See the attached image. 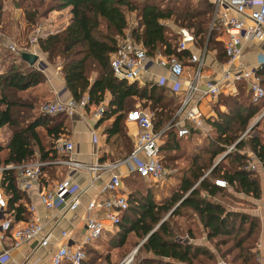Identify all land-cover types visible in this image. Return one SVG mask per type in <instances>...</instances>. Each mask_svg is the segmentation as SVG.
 Segmentation results:
<instances>
[{"label": "trees", "instance_id": "trees-1", "mask_svg": "<svg viewBox=\"0 0 264 264\" xmlns=\"http://www.w3.org/2000/svg\"><path fill=\"white\" fill-rule=\"evenodd\" d=\"M9 1L12 8L22 10L27 26L35 24L34 29L40 27L37 20L45 18L51 11L70 7L71 17L64 27L54 31L40 30L37 48L47 65L58 61L69 97L78 100L86 95L89 104L100 105L104 94H109L98 118L102 121L113 116L104 129L107 140L118 134L122 139L120 143L124 145L123 120L131 111L148 108L152 112V129L160 132L158 155L162 166L166 167L165 164L178 155L189 159L187 165L176 169L175 190L161 204L154 202L150 191L143 193V188L135 185L138 179L142 180L136 173L121 177V181L128 177L133 188L127 190V206L119 214L115 242L116 246H121L128 234L134 236L137 249L131 264H215V257L206 247L178 237L184 234L194 237L189 224L178 221H190L192 214L195 215L194 224L196 222L204 230L206 239L219 257H228L233 264H255L251 249L258 230L256 216L229 210L210 198L227 194L224 188L213 183L216 178L224 180L227 187L235 192L260 196L257 175L243 169V165L247 158L246 149L260 161L264 172L261 121L257 120L249 128L250 121L263 107L264 96L253 103L249 95L248 101L241 97L242 90L236 96L217 94L216 116L206 119L210 132L207 146L201 151V146L190 143L196 130L186 127L184 135L177 133L174 115L181 100L168 95L176 93L157 82L117 79L109 66L111 53L125 37L139 44L148 58L157 54L174 56L185 66L190 51L188 48L177 50V31L180 28L191 32L193 43L190 47L214 49L217 55L224 56L222 60L225 61L218 33L208 30L210 4L205 0ZM7 9L6 0H0V26L3 27L8 21ZM131 13L136 21L129 27L127 16ZM3 40L4 34L0 30V63L4 66L0 68V127L6 125L10 130L7 144L0 146V166L23 164L34 157L41 162L51 161L57 157L54 141L66 134L64 114L48 115L34 111L42 97L33 93L32 88L43 82L44 71L24 61L17 49L12 51L14 54L3 49ZM256 74L264 89V64ZM218 105H224L225 111H220ZM260 118L264 119V114ZM253 129L256 130L255 135H251ZM244 132V138L239 139ZM127 146L120 153V160L132 151L131 142L128 141ZM229 146L232 149L226 151ZM220 154L225 155L213 165ZM51 165L54 164L42 165L41 171ZM0 186L6 197V212L13 214L15 220L26 219L25 208L20 203L22 194L17 189L16 169L7 168L1 172Z\"/></svg>", "mask_w": 264, "mask_h": 264}, {"label": "built area", "instance_id": "built-area-1", "mask_svg": "<svg viewBox=\"0 0 264 264\" xmlns=\"http://www.w3.org/2000/svg\"><path fill=\"white\" fill-rule=\"evenodd\" d=\"M210 4V17L208 30H215L218 39L222 43L226 59L221 66L217 79H206L201 85L197 84L200 70L204 60V50L198 54L191 53L189 61L195 64L192 78L185 84V93L177 110L178 135H184L187 129L181 123L183 120L190 121L194 126L200 127L202 120L196 107V100L204 96H216L222 92H228L229 88L237 82H244L250 97V101L256 103L264 96V89L256 74L259 66H245L239 62L243 44L252 39L264 38V0H205ZM40 27L37 26L31 36H38ZM178 33L177 50L187 49L193 43L190 31L180 28ZM10 51H16L15 45L8 44ZM32 53H36L31 51ZM39 61V57L37 58ZM40 63V62H39ZM151 64L164 69L174 85L181 83L184 75V66L174 56L157 55L149 60L144 49L131 41L128 37L123 39L117 49L111 53L109 66L112 74L117 79L126 81H138L147 71ZM262 65V64H261ZM163 84V78L157 81ZM197 94L196 98L193 96ZM193 101V102H192ZM38 110L42 114L54 115L63 113L67 116L79 114L83 118L86 114L98 119L103 111L102 105L89 104L87 96L83 95L75 100L72 97L65 99L54 98L39 103ZM264 113V110H263ZM138 129L134 140L133 149L122 161L114 163H100L96 160L91 164L77 161L73 157V143L58 137L54 141V150L57 157L51 161H33L19 165L0 166V175L4 169L13 168L17 171V180L21 189L38 185L42 175L41 166L46 164L65 165L68 168H84L92 173L91 180L97 179L103 171H110L106 181L100 187L98 193L92 195L84 204H81L83 189L74 182L69 174H65L51 187L38 191V201L43 209H56L60 213L74 212L82 205V215L79 219L82 230L78 235L71 231L60 230L59 238L63 241L58 244L48 255L44 264H80L84 259V246L96 239L104 229V224L115 226L119 220V214L127 206V196L122 192L121 174L111 171L118 164L127 165L129 172L136 173L139 177L150 179L154 182L162 181L167 170L162 166L158 155L160 132L153 131L151 113L144 110L131 111L128 113ZM179 124V125H178ZM96 135L91 134V141L96 143ZM232 147V146H231ZM230 147V148H231ZM229 148V149H230ZM228 149V150H229ZM61 155V157L59 156ZM63 155V156H62ZM247 158L243 169L256 171L260 161L251 152H246ZM213 183L220 188H227L224 180L216 178ZM6 197L0 186V237L8 232L11 238V247L35 240L38 246L44 247L50 244L52 232L45 229L47 219H39L33 214L22 222L14 224L6 215ZM29 212L34 211V206H27ZM76 218V215L72 216ZM133 253V252H132ZM8 250L0 254V262L7 258ZM131 253L124 256L117 264H129ZM217 264H226L218 260Z\"/></svg>", "mask_w": 264, "mask_h": 264}, {"label": "crops", "instance_id": "crops-1", "mask_svg": "<svg viewBox=\"0 0 264 264\" xmlns=\"http://www.w3.org/2000/svg\"><path fill=\"white\" fill-rule=\"evenodd\" d=\"M69 9L70 7L66 6L65 8H62L60 10L52 11L53 14H56V21H59L60 19L63 20V24L58 22L60 28L64 27L70 20L71 14L69 12ZM220 44L222 45L221 41ZM190 46L191 45H189L188 47L190 54H198L199 51L204 50V60L202 68L200 70V77L196 81L197 84L201 85L203 81L208 78L212 80L217 79L220 74L221 66L224 63V61L222 60L224 56L217 55L214 49L205 50V48L202 47L199 50ZM239 62L245 66L254 67L260 65L261 67V64H264V38L252 39L245 42L242 47ZM33 65L37 69L44 71L45 75V79L43 80V82L37 84L32 88L33 93L41 95V100L54 98L65 99L70 96L64 86L63 77L59 71V67H56L54 71H50L49 65H47L44 59L40 57L39 61L36 60ZM0 66L1 69L4 68L1 63ZM194 66L195 64L193 62L187 60V64L184 66L186 67V69H184V75L181 78V83L179 85H174L170 81L164 69L151 64L147 67V71L142 75V77L145 78L143 81H147V79L150 78L154 80V82H157L159 79L163 78V84L168 90H172L174 93H176L175 95L179 96L178 99L180 101L185 93V84H187V82H189L192 78ZM240 90H242L241 97L245 99V101H248V90L245 84H242L241 82L235 83L232 87L229 88L228 92H222L221 94L236 96ZM196 97L197 94L193 96V98ZM216 97L217 96H204L196 100V107L200 112V117L202 120V124L200 127L194 126L188 120H183V122L181 123L182 125L178 124L179 126H183L185 128L192 127V129L196 130V132L192 135V138L196 140L195 142H193V144L201 146V151L207 146L210 132V125L206 122V119H212L216 116L214 110V105L217 101ZM108 99L109 94L106 92L104 94L103 101L99 104L102 106H106ZM261 104L263 105V107L260 111L263 112L264 101L261 102ZM218 109L220 111H225L224 105H218ZM143 110L146 111L145 109ZM84 112H86V115L83 118H81L79 114H74L71 116H67L64 114L66 134L62 136L64 139L73 143L74 159L85 164H91L95 160L100 163H114L122 161L123 159L120 160L119 157L120 153H123V151L127 149L128 141L131 142L132 145L134 144V140L138 132L134 121L130 117H128V114L123 120L126 135V139H124L126 142L124 144L126 145V148H124V145L120 143L122 139L118 134H114L111 137H108L107 140V136L104 133V129L109 126L113 116L101 121V119L98 120L90 117V115L88 116L87 110ZM253 118H255V116ZM186 123L188 124V126L186 125ZM262 130L264 131V129ZM92 133L96 135V143H93L91 141ZM251 135H255V133L251 132ZM9 137L10 130L8 129V127L6 125L0 127V146L4 147L7 144ZM244 152L248 153L250 151L244 149ZM59 157H61V155ZM215 163L216 161H214V164ZM166 170L167 174L165 178L160 182H154L150 179L142 178V180L147 182V191H150L152 193L153 200L156 204H161L162 202H164V200L170 196L171 192L175 190L174 188L177 184V178L176 176H174L175 171L169 169ZM111 171L121 174L122 177L127 176L130 173L127 169V165L124 163L118 164ZM109 172L110 171H103L97 179L92 181V173L89 170H86L84 168L71 169L65 165L54 164L51 165L50 168L42 170L40 182L37 186L31 185L28 188L21 189L17 180V189H19L22 194L20 203H22L25 208L26 219L15 220L13 214L6 212L7 217L11 221V226L14 224L21 225L22 222L27 220L31 214L38 217L39 219H47L48 223L45 229L48 228L51 230L52 242L44 247H41L38 246L35 240H31L23 242L16 247H11V238L9 237V233L7 232L4 237H0V254L4 250H8V255L6 260L4 262H0V264H44L48 259L50 251H52L58 244L63 242L59 238L60 230L71 231V233L74 232L75 235H78L82 230L83 226L79 219V216L82 215V205L74 212L66 211L64 213H60L56 209H43L38 201V191L51 187L62 176H64L65 174H69L72 180L83 189L81 195V204H84L88 198L98 193L100 187L106 181ZM254 172L258 177L261 190L259 197H252L250 195L243 194L245 196V199H241L239 197H236L237 195H233L235 191L227 187L224 189L227 194H224L222 196L227 197L230 200H235L236 204H223L220 201L218 202L222 203L225 208L229 210L246 212L252 214L253 216H256V218L258 219V230L251 250L254 254L255 264H264V172L261 168V165ZM124 193L127 196V192ZM210 199L215 200V196H212ZM29 204H32L34 206L33 212H29L27 210V206ZM73 215H76V218H73ZM194 218L195 215L192 214L190 221L187 220L186 222L183 219L178 220L181 224H189V226L192 228L193 233L195 234L193 238H190L189 236L184 234L182 236H178L179 239L183 241L186 240L187 242H190L194 245H202L206 247L210 252H212L215 259H217V256L219 257L218 253L216 252L211 242L206 239L204 230L200 227V225H198L196 222L194 224ZM104 225L105 226L101 234L92 242L84 246L85 257L80 262V264H117L124 256L129 254V251H133V249L137 246L134 245V236L131 233L127 235L123 245L116 246L117 242L110 244L111 241H113L112 238L115 237V234L119 230V226L118 224L115 226H109L107 223H105ZM102 252H104V254L101 257L100 255L102 254ZM95 253H97V255L99 254L101 258L98 256V261L94 263L92 255ZM120 253H122V257L120 256ZM63 264L69 263L64 262Z\"/></svg>", "mask_w": 264, "mask_h": 264}, {"label": "rangeland", "instance_id": "rangeland-1", "mask_svg": "<svg viewBox=\"0 0 264 264\" xmlns=\"http://www.w3.org/2000/svg\"><path fill=\"white\" fill-rule=\"evenodd\" d=\"M193 2L194 1H197V0H192ZM6 4H7V6H8V9L6 10V17H8V21L4 24V27H3V25L2 26H0V30H2V33L4 34V40H3V49H5V50H8L10 53H13L12 51H10L9 50V48L6 46V45H8V44H13L14 43V45H15V48L17 49V52H23V51H26V52H31V51H33V52H36L37 54H38V56L40 57V58H43L44 59V56L42 55V53L38 50V48H37V44H36V39H37V37H35V39H33L34 38V36H31V32L33 33L34 32V30L32 31V28L35 26V24H33V25H31V26H27L25 23H24V21H23V18H22V10L21 9H15V8H12L11 7V3H10V1L9 0H6ZM56 14H53V12L51 11L45 18H41V19H39V20H37V22L40 24V30L42 29H46V30H57V29H59L60 28V25H59V23H62L63 24V20L62 19H60L59 21H56ZM127 19H128V25H129V27H132L133 25H135V21H136V17H135V15L133 14V13H131V14H129L128 16H127ZM36 22V23H37ZM59 22V23H58ZM34 29V28H33ZM41 30V31H42ZM41 31H39V33L41 32ZM14 54V53H13ZM158 55V54H157ZM157 55H155V57L157 56ZM155 57H147L149 60H153ZM45 60V59H44ZM46 61V60H45ZM59 63H58V61H53V62H51V64H49V70L50 71H54L55 69H56V67H59V65H58ZM154 65V64H153ZM155 66V65H154ZM184 69H186V67H184ZM145 78L144 77H142L140 80H138L137 82L138 83H141L143 80H144ZM147 82H154V80H152V79H147ZM168 93V92H167ZM168 95H170V96H174L176 99L177 98H179V96H175V95H173L172 93H168ZM42 101H44V100H39L38 101V103H37V106H36V108H35V110L34 111H38L39 112V110H38V106H39V103H41ZM140 107V106H139ZM145 110L147 111V112H149V113H152L148 108L146 109L145 108ZM178 110V109H177ZM177 110H176V112H175V115H174V117H175V119H174V121H178V114H177ZM33 112V111H32ZM262 114H263V112H259L257 115H255V118H253L251 121H250V124H249V127L250 126H252L255 122H256V120H259V121H261V124H260V128L261 129H264V119H262L261 120V116H262ZM186 125L188 126V124L186 123ZM251 132L253 133H255L256 134V130L255 129H253V130H251ZM3 133V132H2ZM244 136H245V132L244 133H242V134H240L239 135V139L240 138H244ZM186 139V138H185ZM196 140L194 139V138H192V139H190V143L192 144L193 142H195ZM189 143V144H190ZM231 146H229L227 149H226V151H230L231 149H232V147L230 148ZM230 148V149H229ZM229 149V150H228ZM199 152H201V151H199ZM169 153H171V152H169ZM172 153H174V152H172ZM175 154H177V152H175ZM225 154H220V155H218L215 159H214V161H216V162H219L221 159H222V157L224 156ZM35 159H33V160H31V162H33V161H36L37 159H36V157H34ZM188 158L187 157H184V156H182V155H178L174 160H172V161H168L165 165H166V167H164V168H166V169H169V170H173V171H176V169H178V167H182V166H185V165H187L188 164ZM30 162V161H29ZM129 180V178L127 177V178H125V179H123V181H122V188H123V190H124V192H127V190H129V188H133V186L131 185V183H129L130 181H128ZM135 185L138 187V188H143V190H142V192L143 193H145L146 192V190H147V182L146 181H144V180H141V179H138L136 182H135ZM194 186H195V184H194ZM141 192V193H142ZM142 195H144V194H142ZM233 195H237L236 197H239V198H241V199H245V196L243 195V194H241L240 192H234V194ZM220 201V202H222L223 204H227V203H234V204H236L235 203V200H233V199H228L227 197H224V196H222V195H216L215 196V200L214 201ZM165 215H167V214H165ZM163 216L164 218L166 217V216ZM113 239V241H111V243L110 244H113V243H115V241H117V238L116 237H113L112 238ZM132 251H129V254L131 253ZM104 254V252H102V254L100 255L101 257H102V255ZM132 255H131V261H130V263L129 264H131L132 263V261H133V257L136 255V251L135 252H133V253H131ZM108 255V254H107ZM122 255V253H120V256ZM99 256V254L97 255V253H95V254H93L92 255V259H93V262L95 263V262H97L98 260H97V257ZM99 256V257H100ZM123 256V255H122ZM121 256V257H122ZM100 257V258H101ZM120 257V258H121ZM106 259H107V256H106ZM218 260H223V261H225V263L226 264H233V263H231L230 262V258H222V257H218L217 256V259H216V261H215V264H217V261ZM109 264V263H108Z\"/></svg>", "mask_w": 264, "mask_h": 264}, {"label": "water", "instance_id": "water-1", "mask_svg": "<svg viewBox=\"0 0 264 264\" xmlns=\"http://www.w3.org/2000/svg\"><path fill=\"white\" fill-rule=\"evenodd\" d=\"M20 56H21V58H22L24 61H26L29 65H33L34 62H35V61L37 60V58L39 57L37 53L26 52V51L21 52V53H20ZM249 128H251V126H250ZM216 163H217V162H216ZM216 163H215V164H216ZM215 164H214V165H215ZM149 233H150V232H149ZM136 249H137V246L133 249L132 252H135Z\"/></svg>", "mask_w": 264, "mask_h": 264}, {"label": "bare ground", "instance_id": "bare-ground-1", "mask_svg": "<svg viewBox=\"0 0 264 264\" xmlns=\"http://www.w3.org/2000/svg\"><path fill=\"white\" fill-rule=\"evenodd\" d=\"M132 253V252H131Z\"/></svg>", "mask_w": 264, "mask_h": 264}]
</instances>
